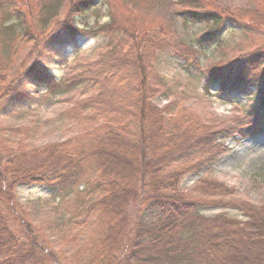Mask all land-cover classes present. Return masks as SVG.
Returning a JSON list of instances; mask_svg holds the SVG:
<instances>
[{
    "label": "trees",
    "instance_id": "obj_1",
    "mask_svg": "<svg viewBox=\"0 0 264 264\" xmlns=\"http://www.w3.org/2000/svg\"><path fill=\"white\" fill-rule=\"evenodd\" d=\"M99 1H70L64 19L54 24L56 35L42 40L23 35L35 50L11 76L0 66V101L6 106L34 101L29 84L46 89L48 97L77 87L90 92L65 113L83 126L81 139L28 147L14 141L16 131L0 128V264H57L60 255L51 249L56 237L62 247L76 251L81 264H264V204L231 197L215 181H201L196 190L214 200L215 208L238 210L246 221L209 218L198 214L202 202L181 189L187 175L227 151L223 141L235 133L264 132V49L222 63L201 78L207 92L210 86L219 93L257 89L251 124L244 129L204 122L184 107L176 111L175 102L163 108L154 102L166 91L156 70L160 57L200 73V54L221 47L224 35L246 25L264 28V0H249V7L238 11L205 0H176L178 8L172 10L181 26L202 28L195 45L119 28L120 35L110 36L96 61L82 60L72 76L57 80L40 61L55 54L60 36L76 33L77 17ZM6 4L0 0V28L20 27L27 34L20 3ZM13 18L16 25L4 27ZM23 184L45 186L60 199L59 223L54 221L57 228L50 235L41 227L32 230L29 215L16 211L15 191Z\"/></svg>",
    "mask_w": 264,
    "mask_h": 264
},
{
    "label": "rangeland",
    "instance_id": "obj_2",
    "mask_svg": "<svg viewBox=\"0 0 264 264\" xmlns=\"http://www.w3.org/2000/svg\"><path fill=\"white\" fill-rule=\"evenodd\" d=\"M70 1L72 0H15L20 3L18 6L26 16L25 26L28 33L25 34L20 27L15 30L0 28V35H3L0 38V66L4 74L11 76L26 55L35 50L33 41H29L28 37L23 35H36L40 40L47 35H56L54 24L64 19ZM5 2L7 8L14 5V0ZM176 2V0H101L86 14L77 17L76 33L67 37L60 36L57 39L59 46L55 49V54L50 53L47 59L40 61V64L57 80L66 79L73 75L77 64L82 60L96 61L100 54L107 50L110 36L120 35L119 28L127 29L131 35H155L171 41L182 38L190 45H195L196 39L203 33L202 28L181 26V21L172 10L178 8ZM205 2L231 11L245 10L250 5L249 0ZM0 16L2 17L1 14ZM50 16L47 25L52 24L45 29L44 22ZM6 25H16L15 19L6 22L4 27ZM245 27L243 30L230 31L224 35L221 47H212L200 54V73L190 74L172 57H160L156 70L166 85V91L154 102L162 108L170 102H175L176 111L184 107L196 113L204 122L214 120L239 130L249 126L256 102L255 87L219 93L216 87L210 86L207 92L205 81L201 79L206 78V74L213 68L221 67L222 63H230L258 49H264V28L254 25ZM27 89L35 97L32 102L23 101L21 106H6L0 101V128L7 127L16 131V135L12 136L15 142L21 141L28 147H42L70 139H81L83 126L68 119L65 113L75 101L87 97L90 94L89 89L77 87L54 97H48L46 89L34 84H29ZM223 142L227 151L199 173L187 175L181 183V189L191 193L194 200L202 202L198 209L201 216L212 218L225 215L246 221L238 210L215 208L212 202L214 200L196 188L201 181H215L229 189L231 197L257 206L264 204V132L245 137L235 133L234 138ZM15 201L16 211L24 218L29 215L32 230L36 226L41 227L45 235H50L51 230H56L54 221L57 220V224L59 223L60 199H54L48 188L41 185H20L15 191ZM34 233L36 234V231ZM18 237L29 243L19 230ZM57 240L59 239L56 237L51 244L52 252L61 256L58 257L57 264H81L80 257H75L76 251L62 247Z\"/></svg>",
    "mask_w": 264,
    "mask_h": 264
}]
</instances>
